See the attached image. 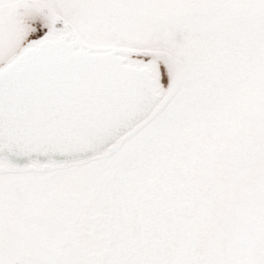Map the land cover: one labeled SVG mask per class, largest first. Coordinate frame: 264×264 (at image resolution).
Instances as JSON below:
<instances>
[{
    "label": "snow or ice",
    "instance_id": "obj_1",
    "mask_svg": "<svg viewBox=\"0 0 264 264\" xmlns=\"http://www.w3.org/2000/svg\"><path fill=\"white\" fill-rule=\"evenodd\" d=\"M0 264H264V0H0Z\"/></svg>",
    "mask_w": 264,
    "mask_h": 264
}]
</instances>
